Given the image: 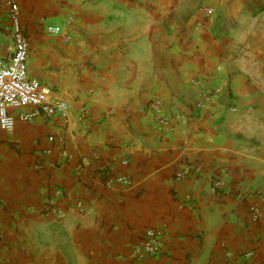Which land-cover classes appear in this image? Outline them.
Masks as SVG:
<instances>
[{
	"label": "crops",
	"instance_id": "obj_1",
	"mask_svg": "<svg viewBox=\"0 0 264 264\" xmlns=\"http://www.w3.org/2000/svg\"><path fill=\"white\" fill-rule=\"evenodd\" d=\"M10 2L29 75L74 116L0 131V264H133L150 229L137 264H264V0H0L2 56Z\"/></svg>",
	"mask_w": 264,
	"mask_h": 264
},
{
	"label": "built area",
	"instance_id": "obj_2",
	"mask_svg": "<svg viewBox=\"0 0 264 264\" xmlns=\"http://www.w3.org/2000/svg\"><path fill=\"white\" fill-rule=\"evenodd\" d=\"M9 20L13 28V52L9 56L0 54V131L10 134L15 131L18 122L30 123L40 116L54 118L60 116L69 121L74 116L72 106L66 101L55 99L52 87L35 79L29 75V53L30 41L26 36L22 22L21 11L17 3L10 2ZM47 32L52 36L63 34L60 26H48ZM70 40L69 36H66ZM215 93H220L216 89ZM214 94L208 95L203 102L198 104L202 107L204 103L210 102ZM149 109L153 113L155 129L161 136L173 133L183 120V115L173 111L160 99H154L149 104ZM85 114V109L81 111ZM82 117V116H81ZM50 141L63 143L62 137L52 136ZM51 154V150L47 151ZM79 173H83L85 167H77ZM187 176L180 173L179 177ZM114 182L124 187H130L132 181L126 176L114 179ZM62 191H57L56 196H61ZM78 208L82 209V203H78ZM252 221L257 223L260 219V209L256 204L249 207ZM161 231L150 229L146 232L145 238L135 251V263L144 261L147 257L156 256L160 251Z\"/></svg>",
	"mask_w": 264,
	"mask_h": 264
}]
</instances>
